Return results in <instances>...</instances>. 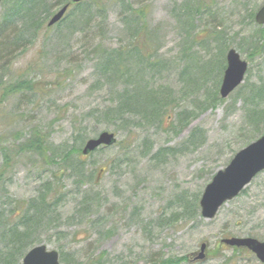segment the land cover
<instances>
[{"label": "rangeland", "instance_id": "1", "mask_svg": "<svg viewBox=\"0 0 264 264\" xmlns=\"http://www.w3.org/2000/svg\"><path fill=\"white\" fill-rule=\"evenodd\" d=\"M14 1L2 0V22L11 19ZM131 2L90 0L49 27L60 5L46 0L35 30L24 19L6 29L11 40L25 38L0 60V259L6 226L25 214L34 225L30 242L56 249L62 264H92L99 256L96 264H152L153 256L264 264L221 243L264 239V171L213 219L199 203L215 173L264 134V24L255 20L264 0ZM89 14L86 28L82 16ZM98 45L115 55L104 58ZM231 48L248 68L223 99ZM127 91L146 119L105 117ZM33 128L42 134L39 152L22 147ZM104 130L116 133V144L85 160L84 176L69 170L64 154ZM21 224L19 233L28 229ZM202 243L208 258L196 261L192 253Z\"/></svg>", "mask_w": 264, "mask_h": 264}, {"label": "water", "instance_id": "2", "mask_svg": "<svg viewBox=\"0 0 264 264\" xmlns=\"http://www.w3.org/2000/svg\"><path fill=\"white\" fill-rule=\"evenodd\" d=\"M2 0H0L1 3ZM75 3L83 0H72ZM69 4L60 8L51 17L48 24L55 25L66 14ZM1 14V5H0ZM1 18V16H0ZM256 22L264 24V5L256 13ZM227 67L219 90L221 97H229L232 92L239 87L244 80L248 68V62L241 59L239 52L231 48L227 53ZM116 134L104 130L98 136L88 139L83 147L82 153L91 154L95 149L105 146H113L116 141ZM264 170V134L257 141H254L245 148L239 150L233 159L224 169L217 171L211 182L204 188V193L200 199L201 214L206 219H213L221 206L228 200L234 199L242 192L258 173ZM226 245L235 247H246L252 251L257 258L264 262V239L258 240L254 237H228L222 241ZM205 243L201 244V252L198 258L205 259ZM22 264H61L60 254L55 250H49L46 244L34 246L26 253Z\"/></svg>", "mask_w": 264, "mask_h": 264}, {"label": "trees", "instance_id": "3", "mask_svg": "<svg viewBox=\"0 0 264 264\" xmlns=\"http://www.w3.org/2000/svg\"><path fill=\"white\" fill-rule=\"evenodd\" d=\"M90 0H85L84 2H80V3H76L74 4L73 1L71 0H57L58 5L64 6L67 3L71 4V8L75 7V8H80L82 6H85ZM95 1V0H94ZM125 2H128L130 4L131 7H133V3L131 2V0H123ZM95 3V2H94ZM13 7H12V17L9 21H0V33L2 36L1 42H0V60L3 56V51H5L6 53L9 52L8 54L13 53L16 49H19L22 47V43L23 40L25 38V34H20V35H14L15 38H13V40H11V38L9 36H12L11 34L14 33H8V36H5V32L10 31V30H15L18 26L15 25V22L17 20H27L30 22V25L32 26V29L35 30L36 23L35 21L39 18V15H41L40 13L44 12L46 13L47 6L48 4L46 3V0H15L13 3ZM130 8V7H129ZM100 9V8H98ZM132 15L134 18L136 19H141L142 16L139 14V10L138 8L133 10ZM90 16V17H89ZM92 15L89 14L88 16L83 15L82 16V21L81 23L83 25H85L86 28L91 26V22H92ZM3 24V29H2V24ZM93 23V22H92ZM15 25V26H14ZM2 29V30H1ZM7 29V30H6ZM13 37V36H12ZM8 46H10V50L6 51V48H8ZM12 46V47H11ZM5 47V48H4ZM12 48V49H11ZM96 51L97 53L100 55H102L104 58L107 57H113L114 51L113 50H108L105 47H102L101 45H98L96 47ZM118 56H120V52L117 53ZM5 56V55H4ZM118 58V57H117ZM117 68L119 70H122V64H120V62L118 61L116 63ZM133 93H129L127 91V94H125L118 104L116 105H111V106H107L103 112V115L105 117H110L113 119H120V121H125L127 119V113H136L137 108H139L140 104L138 102V98L133 97L132 95ZM174 101V100H173ZM175 105V104H174ZM259 107H255L254 109H252L254 112L257 111ZM143 112L146 110L145 108L142 109ZM143 112H137L135 114V116H141L142 118H145V114ZM260 113V112H259ZM262 113H260L261 115ZM264 119V111L263 114L261 116ZM262 122L264 123V120H262ZM41 133H38L37 128H33V131L31 132L30 138H28L22 147H25V149L28 150H35L37 152H39V149L42 147L43 144H41L42 137H41ZM83 139V138H82ZM86 141V140H85ZM85 141L83 143V146L85 144ZM82 147H80L78 150L76 151H67L64 156L62 157V162H64L65 165L69 166V170L71 171H76L77 173H79V175L84 176L82 174V170H83V165L85 160H87L89 157H91L92 155H94V152L91 153L90 155L86 156L82 153ZM98 150V149H97ZM96 150V151H97ZM77 153L78 155L73 156V153ZM80 182L77 181V184H79ZM44 203L46 204V200L42 201V206H44ZM85 205H87V202L85 203ZM179 216V214H177ZM176 218V217H175ZM173 218V220L175 219ZM25 219H27V217L24 215L20 216L18 220H13L11 221L9 224H15V226L10 227V225L8 224L6 227V233L5 234V238L9 239V241H7V249L5 251H2L5 254L4 257H1L0 262H4L5 264H12V261L14 262V264H20L21 259H23V256L25 255V253L27 252V250H29V248L33 247L34 242L31 243V238H32V227L34 228V225L32 226L31 221H26ZM22 222V225H25L26 228H28L25 232H18V227L16 224H19ZM7 236V237H6ZM240 251V250H247L246 248H234V251ZM197 252L192 253V256L194 257V260H196L195 256L197 255ZM188 258L186 257H175V258H164L162 259L161 257H156L153 256L152 258V264H178L181 263L183 261H186ZM102 257L99 256V258L91 260L92 264H96L99 262H102ZM197 261V260H196Z\"/></svg>", "mask_w": 264, "mask_h": 264}]
</instances>
